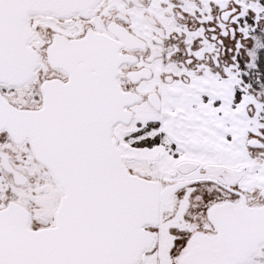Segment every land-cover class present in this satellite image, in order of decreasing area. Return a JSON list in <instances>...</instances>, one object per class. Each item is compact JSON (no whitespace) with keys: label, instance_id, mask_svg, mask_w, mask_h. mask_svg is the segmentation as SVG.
Wrapping results in <instances>:
<instances>
[{"label":"snow or ice","instance_id":"obj_1","mask_svg":"<svg viewBox=\"0 0 264 264\" xmlns=\"http://www.w3.org/2000/svg\"><path fill=\"white\" fill-rule=\"evenodd\" d=\"M0 264H264V0H0Z\"/></svg>","mask_w":264,"mask_h":264}]
</instances>
